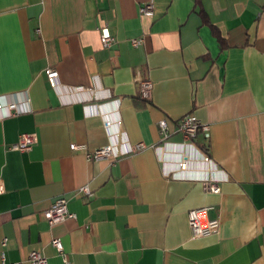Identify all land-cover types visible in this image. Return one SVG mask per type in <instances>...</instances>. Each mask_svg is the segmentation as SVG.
Instances as JSON below:
<instances>
[{
  "label": "crops",
  "instance_id": "1",
  "mask_svg": "<svg viewBox=\"0 0 264 264\" xmlns=\"http://www.w3.org/2000/svg\"><path fill=\"white\" fill-rule=\"evenodd\" d=\"M147 1L0 0V102L23 108L0 118V264H30L31 250L51 264H264V0H152V16L139 12ZM144 78L149 100L138 92ZM188 113L209 125L193 145L216 167L181 172L179 154L199 161L195 148H150L160 119L174 130ZM116 131L148 147L115 161L70 148L102 146ZM32 132L30 150L9 148ZM205 175L222 178L219 192L196 180ZM58 196L75 217L49 225L42 212ZM196 208L219 219L217 234L192 236Z\"/></svg>",
  "mask_w": 264,
  "mask_h": 264
},
{
  "label": "built area",
  "instance_id": "2",
  "mask_svg": "<svg viewBox=\"0 0 264 264\" xmlns=\"http://www.w3.org/2000/svg\"><path fill=\"white\" fill-rule=\"evenodd\" d=\"M154 10V4L152 0H148L144 2L139 7V12L142 15L152 16ZM100 40L103 46H110L114 42V38L109 34L106 28H102L100 30ZM143 42V37H135L130 39V43L132 46H138ZM46 78L49 84L56 88L58 86V72L55 68L47 67L45 70ZM138 92L139 96L143 99L149 100L151 98L152 93V82L149 79H140L138 82ZM86 108L90 107V104L85 105ZM0 118L10 116L12 114H18L23 111V108H20L17 103L14 101H6L0 102ZM95 111V110H94ZM96 112V111H95ZM119 124V120H118ZM159 132L161 134V143L157 145H152L150 148L157 152H160L167 145L176 144V145H186L190 147H194L193 140L201 134L205 140L209 138V125L205 122L199 120L194 114L188 113L181 116L174 130H171L165 119H160L157 122ZM103 126L108 132L110 131V121L104 120ZM172 133H178L182 142L175 143L170 141V135ZM38 138L36 133H21L17 140L9 145L11 150L17 151H27L32 148L34 144H36ZM146 146L143 142L131 143L128 139L123 136L119 132H113L110 134V140L108 143L93 148L88 149L84 144H76L72 143L70 148L72 150H84L85 157L90 161H98L102 159H109L115 161L121 156H125L128 154H132L143 149H146ZM196 149V148H195ZM198 154L193 153V156L198 155V159H193V157L187 153H180L177 158L176 166L181 171L184 172L188 170L189 164L191 162H201L206 166H214L216 164L202 151H198ZM161 153V152H160ZM159 154V153H158ZM162 160V156L159 157ZM195 158V157H194ZM168 179H186L191 178L192 176L187 175H178L176 172H169L165 174ZM195 179V178H194ZM202 181L208 188L210 192H219L220 188L218 186V182L222 181V178H213L210 176H203L196 178V180ZM223 179H226V174ZM79 191L85 196L91 195L90 188L87 185L81 186ZM68 199L65 196H58L50 206L42 212V216L47 221L49 225H53L55 223L61 222L67 218L75 217V214L68 209L67 206ZM203 209H191L187 213L188 225L193 237L200 236H208L211 234H217L220 230V221L217 218L213 219H205L201 216V212ZM5 243V240H3ZM51 245L57 250V252L62 257V260L66 263L67 256L63 248V244L58 237H54L51 239ZM27 260L30 264H51L47 257L43 255L38 250H31L27 254Z\"/></svg>",
  "mask_w": 264,
  "mask_h": 264
},
{
  "label": "trees",
  "instance_id": "3",
  "mask_svg": "<svg viewBox=\"0 0 264 264\" xmlns=\"http://www.w3.org/2000/svg\"><path fill=\"white\" fill-rule=\"evenodd\" d=\"M212 32L217 36L218 40H219L220 42H222V38H221V36L218 34V31L216 30V28L213 27V26H212Z\"/></svg>",
  "mask_w": 264,
  "mask_h": 264
}]
</instances>
